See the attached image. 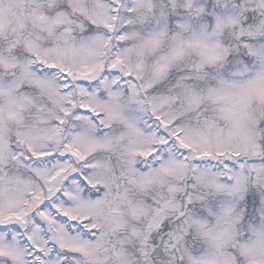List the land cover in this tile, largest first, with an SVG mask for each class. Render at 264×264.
<instances>
[{
	"label": "snow or ice",
	"instance_id": "6c2138e0",
	"mask_svg": "<svg viewBox=\"0 0 264 264\" xmlns=\"http://www.w3.org/2000/svg\"><path fill=\"white\" fill-rule=\"evenodd\" d=\"M0 264H264V0H0Z\"/></svg>",
	"mask_w": 264,
	"mask_h": 264
}]
</instances>
